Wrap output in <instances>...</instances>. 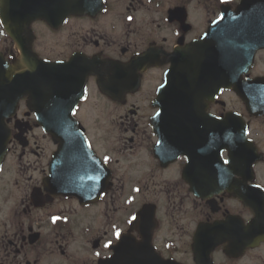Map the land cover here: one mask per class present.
<instances>
[{
	"label": "flooded vegetation",
	"instance_id": "af4514ba",
	"mask_svg": "<svg viewBox=\"0 0 264 264\" xmlns=\"http://www.w3.org/2000/svg\"><path fill=\"white\" fill-rule=\"evenodd\" d=\"M41 1L44 18L28 28L11 23L21 14L11 0L6 28L0 16L7 141L0 213H8L0 219V264H136L125 256L137 258L139 245L153 264H199V229L231 218L211 264H264V107L258 102L249 109L233 88L220 89L211 72L185 87L193 98L182 116H163L158 101L172 54L201 41L222 7L235 9L241 0H85V11L63 22L56 21L58 0ZM29 47L36 61L25 58ZM263 55L259 51L243 75L246 99L247 83L264 80ZM228 93L238 107L222 99ZM71 110V122L109 178L95 200L47 190L62 150L45 128L51 120L55 130L67 129L68 115L60 116ZM228 116L237 123L224 124L228 133L221 134L220 121ZM98 131H106L105 143L95 138ZM226 134L234 157L227 148L219 154ZM67 168L65 161L57 165L58 176ZM125 180L144 190L125 198ZM96 211L102 215L91 217ZM230 237L238 244L231 253ZM73 244H86L90 253H71Z\"/></svg>",
	"mask_w": 264,
	"mask_h": 264
},
{
	"label": "water",
	"instance_id": "95a60500",
	"mask_svg": "<svg viewBox=\"0 0 264 264\" xmlns=\"http://www.w3.org/2000/svg\"><path fill=\"white\" fill-rule=\"evenodd\" d=\"M7 3L8 0H0V16L5 28L7 19L4 17V13ZM41 3L45 2L41 0H11V5L14 6L13 12H21L18 20L15 19V16H12L11 23L13 25L22 23L23 26L28 28L32 22L44 18L40 14ZM58 6L61 16L56 21L63 22L65 17L71 13L84 12L87 4L85 0H58ZM27 9L26 13L24 10ZM15 39L18 41V38L15 37ZM259 50H264V0H243L235 11L230 8H223L222 19L209 28L201 41L194 42L184 51H176L172 54V67L167 73L166 84L159 93L158 101L162 108V115L177 114L178 117L183 115V104L186 100L191 101L193 98L191 93H186L185 87L197 86L198 76H201L203 72H211L212 75L217 73L219 79L215 80V83L217 84L218 81L220 89H229L234 86L237 94L245 100L243 75L249 73L255 54ZM25 53L28 54L25 57L28 61H36L31 56L30 47L27 51L24 50ZM75 82L76 80H74ZM70 100L79 99L71 97ZM250 102L255 106L258 102L261 106H264V81L255 80L247 83V103ZM65 115H68L69 119L67 129L60 127L55 130L51 120L47 122L45 128L48 133L54 136L55 140L61 141L62 150L59 158L53 161L47 190L54 195H73L83 202L95 200L107 187L109 178L104 177V167L98 163L99 159L89 148L83 133L71 122L72 110L60 117L62 118ZM3 118L0 115V163L7 153V141L1 129ZM230 122L237 123L234 118L231 120L229 116L228 119L220 121L221 134L223 131L228 133V130L222 127ZM225 148L230 150L232 157H234V153H232L234 151L233 144L227 134L220 138L218 148L220 155ZM176 149L179 150V148ZM241 158L243 163L246 162L247 164V157L245 158L244 154L241 155ZM64 161L70 164V168L64 170L65 176H58L57 165L60 167ZM196 165V161L193 160L189 167L195 169ZM72 172L73 176L70 177ZM80 173L84 175L79 176ZM215 186L210 185V188ZM231 219L230 222L203 226L199 229L196 237L197 253H203L197 254L196 261L201 262L199 264H211V252L226 241L224 229L231 226ZM229 240L230 248L228 252L231 253L235 251L238 244L231 237ZM133 250L139 253V256L134 258L136 264H153L142 245H139V248H133ZM204 257H207V260H201ZM159 263L160 260H154V264Z\"/></svg>",
	"mask_w": 264,
	"mask_h": 264
},
{
	"label": "rangeland",
	"instance_id": "374dc122",
	"mask_svg": "<svg viewBox=\"0 0 264 264\" xmlns=\"http://www.w3.org/2000/svg\"><path fill=\"white\" fill-rule=\"evenodd\" d=\"M260 69L264 70V55L261 56V68H260ZM222 99H223L224 101L227 102V105H228V107L230 106V108H233L234 106H235V107H238V106H239L238 99H237L236 97H234V96H233L232 94H230V93L225 94V95L222 97ZM94 134H95V132H94ZM105 135H106V131H98L97 134H95V138H96L97 140L99 139V141L105 143ZM124 183H125V184H124V185H120V187L122 186V187H121V191L125 190V192H126V196H125V198H129V197H131V196H132V193L134 192V189H136V188L144 190V189H143L144 186L142 187V186H140V184H138V185H137V184H134L133 181H131V180H129V181H126V180H125ZM147 187H148V185H147ZM147 187L145 188V189H146L145 191H147V189H149V188H147ZM145 191H143V192L145 193ZM141 198H142V197L139 196V199H141ZM103 212H104V209H103ZM96 213H97L98 215H102V214H101V211H100V212H97V211H96V212H93V213L90 214L91 217L95 218ZM7 214H8V213H3V214L0 213V219L5 218V216H6ZM77 249H78V250H77ZM75 250L79 251V253H82V254H84L85 256L88 255V252L90 253V248L87 247L86 244H73V245L70 247V252H71V253H74ZM87 251H88V252H87Z\"/></svg>",
	"mask_w": 264,
	"mask_h": 264
}]
</instances>
